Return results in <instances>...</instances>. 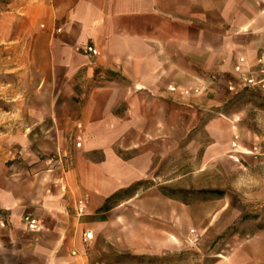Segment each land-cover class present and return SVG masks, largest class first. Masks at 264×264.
<instances>
[{
  "label": "crops",
  "instance_id": "1",
  "mask_svg": "<svg viewBox=\"0 0 264 264\" xmlns=\"http://www.w3.org/2000/svg\"><path fill=\"white\" fill-rule=\"evenodd\" d=\"M261 1L0 0V92L20 99L28 82L35 95L50 82L57 96L82 98L84 113L110 114L125 103L131 128L141 137L136 146L164 128L155 122L156 99H172L204 115L189 144L202 134L208 139L202 161H217L237 152V124L220 115L213 83L264 62ZM151 162L134 154L128 176L147 177ZM149 192L133 204L138 217L121 218L116 206L90 223L75 216L68 191L63 198L46 177L15 178L0 164V264H108V245L115 248L109 264H154L173 241L162 238L156 245L150 224L156 205ZM25 216L38 221L36 231L27 229ZM96 241L105 248L97 249ZM262 262L244 246L207 264Z\"/></svg>",
  "mask_w": 264,
  "mask_h": 264
},
{
  "label": "rangeland",
  "instance_id": "2",
  "mask_svg": "<svg viewBox=\"0 0 264 264\" xmlns=\"http://www.w3.org/2000/svg\"><path fill=\"white\" fill-rule=\"evenodd\" d=\"M258 6L264 28V1ZM236 71L213 83L220 115L237 124V152L217 161H202L208 142L202 134L189 144L200 133L204 115L187 111L177 100L156 99L155 122L164 128L152 131L148 144L136 146L141 137L131 128L125 103L110 114L84 113L82 98L57 96L50 82L35 95L28 82L26 97L4 98L0 92V164L15 178L46 177L63 198L68 191L75 216L78 212L90 223L104 217L97 209L114 189L130 188L124 199L135 192L118 205L119 217H138L131 209L149 189L156 205L150 221L156 245L162 238L173 241L154 264H207L244 246L264 264V62ZM8 137L10 143L4 141ZM134 154L151 159L147 177L128 176ZM94 245L106 246L103 241ZM106 247L109 264L115 248Z\"/></svg>",
  "mask_w": 264,
  "mask_h": 264
},
{
  "label": "trees",
  "instance_id": "3",
  "mask_svg": "<svg viewBox=\"0 0 264 264\" xmlns=\"http://www.w3.org/2000/svg\"><path fill=\"white\" fill-rule=\"evenodd\" d=\"M130 190V188H124V189H118L114 193L110 194L108 197L104 199L103 204L97 209V212H103L106 213L110 211L111 209L118 206L124 198H122L124 193H127ZM135 193V192H134ZM133 194L128 195L124 200L130 199L134 196Z\"/></svg>",
  "mask_w": 264,
  "mask_h": 264
},
{
  "label": "built area",
  "instance_id": "4",
  "mask_svg": "<svg viewBox=\"0 0 264 264\" xmlns=\"http://www.w3.org/2000/svg\"><path fill=\"white\" fill-rule=\"evenodd\" d=\"M86 50L87 53L91 55H96V50L94 48L87 47ZM79 211L81 212L82 210L80 209ZM23 222L29 231H36L38 229V221L29 216L23 217Z\"/></svg>",
  "mask_w": 264,
  "mask_h": 264
}]
</instances>
